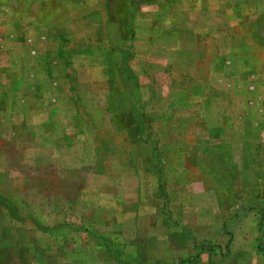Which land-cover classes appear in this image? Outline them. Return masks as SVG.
Masks as SVG:
<instances>
[{
  "label": "rangeland",
  "instance_id": "374dc122",
  "mask_svg": "<svg viewBox=\"0 0 264 264\" xmlns=\"http://www.w3.org/2000/svg\"><path fill=\"white\" fill-rule=\"evenodd\" d=\"M0 264H264V0H0Z\"/></svg>",
  "mask_w": 264,
  "mask_h": 264
},
{
  "label": "crops",
  "instance_id": "0c3cea01",
  "mask_svg": "<svg viewBox=\"0 0 264 264\" xmlns=\"http://www.w3.org/2000/svg\"><path fill=\"white\" fill-rule=\"evenodd\" d=\"M110 46L111 45H109V47ZM33 54L35 53H32V54L25 53V62L28 61V57L32 58ZM122 59H123V55L120 49H111L106 57L107 67L105 69V78L107 79L109 86H110V94L113 92V95H115V98H116L114 108H115V112L117 113V115H126L127 113H129V103L127 99V92L123 88L122 82L117 75V67L121 65ZM92 94L93 96L98 95L96 92H92ZM92 102H93V105H95L96 107L100 106L97 102L95 101H92ZM201 116L204 117L203 114H201ZM56 133L57 132H54L53 134L56 135Z\"/></svg>",
  "mask_w": 264,
  "mask_h": 264
}]
</instances>
